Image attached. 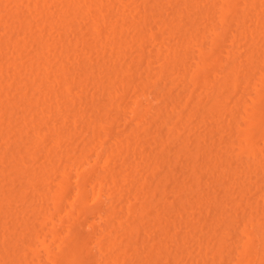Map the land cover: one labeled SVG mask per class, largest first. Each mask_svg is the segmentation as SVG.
Wrapping results in <instances>:
<instances>
[{"label":"bare ground","instance_id":"6f19581e","mask_svg":"<svg viewBox=\"0 0 264 264\" xmlns=\"http://www.w3.org/2000/svg\"><path fill=\"white\" fill-rule=\"evenodd\" d=\"M195 196L217 217L179 238ZM193 240L189 264H264V0H0V264H182Z\"/></svg>","mask_w":264,"mask_h":264},{"label":"rangeland","instance_id":"374dc122","mask_svg":"<svg viewBox=\"0 0 264 264\" xmlns=\"http://www.w3.org/2000/svg\"><path fill=\"white\" fill-rule=\"evenodd\" d=\"M135 55H136V54H134L133 56H135ZM144 64H146V62H145ZM77 90H78V92L80 91L79 94H82V91H81L82 89H81V88H78ZM86 94H87V92H84V94H83V95L85 96V99H84L85 101L87 100V98H89L88 96L86 97ZM83 98H84V97H83ZM87 101H89V99H88ZM195 124H196V123H195ZM212 125H213V124L208 125V127H207V129H206V132H208V131L210 132L209 129H211V126H212ZM214 126H216V125L214 124ZM151 128H152V127H151ZM153 128H156V126L154 125ZM153 128L150 129V130H152V131H150V133L153 132V130H154ZM213 128H215L214 131H213ZM216 129H217V127H213V126H212V129H211V132H210V133H212V132H213V133L210 134V136H211V135L213 136V135L217 134V132H215ZM207 130H208V131H207ZM147 132H148V131H147ZM209 132L207 133V136H209ZM162 135H163V134H162ZM225 135H226V136H225ZM210 136H209V137H210ZM212 136H211V137H212ZM224 136L226 137L225 139H227V138H228V133H225ZM215 138H216V136H215ZM215 138H214V136L211 138V139H212V142H214V144H215V143L218 144L220 141H222V139L220 138V135H218V137H217L218 141H217ZM220 139H221V140H220ZM213 140H216V142L213 141ZM142 141H143V140H141V142H142ZM178 141L181 143L182 140H178ZM178 141H177V144H175L176 142L174 141V142H173V146H174V145H175V146H178V145H179ZM143 143L146 144V141L143 142ZM217 144H216V145H217ZM170 145H171V144H170ZM211 145H212V144H211ZM221 145L223 146V144H221ZM209 146H210V144H209ZM212 146H213L214 148L222 147V146H220V145L217 146V147H215V145H212ZM170 147H171V146H170ZM213 147H212V148H213ZM171 148H172V150L175 152V149H173V148H175V147H171ZM173 151H172V153H174ZM223 152H224V151H223ZM223 152H222V154H223ZM223 156H225V152H224V155H223ZM172 158H173V155H172ZM148 160H149V158H148ZM172 160H173V159H172ZM242 160H243V159H242ZM242 160H241V162H238V164H239V168H240V166H241V170L245 168V167L242 166V163L244 162V160H243V161H242ZM173 161H174V160H173ZM147 163H148V161H147ZM149 163H150V162H149ZM176 164H177L178 167L176 166ZM176 164H175L176 167L174 166L173 169H172V167H171V169H172V173H175V172L178 173V174L175 173V174L173 175V176H174L173 179H174L175 181H173V183H172L173 185H171V188L173 187L171 190H172V192L174 193L175 197L177 196V199H176V200H178V194L180 193V192H178V191H180V190H177V188H178L177 186H179L178 189H180V187L182 186L181 188H183V190L186 191V190H188V188L191 187V185H190V187H189L188 183H189V184H192V183H191V180H190L189 182H187L189 179H186L187 176H188V175H187V176L185 175V174L187 173V171H186V170H187V167H186V169H185V165H186V164H185V165H184L183 163H180V164L176 163ZM144 165H145V164H144ZM180 167H181V168H180ZM174 168H175V169H174ZM177 168H178V169H177ZM180 169H181V170H180ZM184 169H185V170H184ZM173 170H174V171H173ZM179 170L182 172V174H180L181 172H180ZM184 171H186V173H185ZM141 172H142V171H141ZM183 172H184V173H183ZM141 174H142V173H141ZM179 174H180V177H182V175H184V176H183L182 178H180V177H179ZM187 174H188V173H187ZM143 175H147V172L143 171ZM250 176L252 177V175H250ZM184 177H185V178H184ZM176 178H179V179H176ZM183 179H184L185 181H183ZM253 179H254V178L252 177V180H253ZM177 180H179V181H177ZM208 181H210V182H209V188L205 187V184H204V183L206 182V180H204L203 183L201 184V185L204 184V185H203V186H204V189H203V186H201V191H202V192L200 191V192H201V193H200V196H201L202 194H206V193H208V192H212V191H213L212 189L215 188V189H214L215 191H214V193H213L214 195L211 194L210 198H212V199H213V198L220 199V198H221V195H223V191H222V190H219V188H216L217 186H216V184H215L216 182H215L214 180L211 179V180H208ZM176 182H177V183L181 182V183H180V184H177ZM182 182H185L188 188L185 186V183H183V185L185 186V187H183ZM212 182H214V183H212ZM251 182H253V181H251ZM211 183H212L213 185H212ZM174 184H176L177 186L174 185ZM174 186H176L177 188H176V187L174 188ZM174 189H175V190H174ZM185 189H186V190H185ZM205 190H206V191H205ZM210 190H211V191H210ZM216 190H217V191H216ZM207 191H208V192H207ZM177 192H178V193H177ZM186 192H187V191H186ZM217 192H218L219 194H218ZM176 193H177V194H176ZM221 193H222V194H221ZM217 194H218V195H217ZM170 195H172V194H170ZM180 195H181V196H180ZM212 195H213V196H212ZM216 195H217V197H216ZM179 196H180V197H184L185 194L182 196V194L180 193ZM191 196H192V195H191ZM196 197H198V198H196ZM219 197H220V198H219ZM194 200H195V203L192 202V201H194ZM197 200H199V201H197ZM219 201H221V200H219ZM137 202H138V201H137ZM139 202H140V201H139ZM139 202H138V203H139ZM190 202L192 203V205H191V203H190V205H187L186 208L181 209V210H178V208L176 207L177 209H176V210L174 211V213H173V220H176L175 222H178L179 219H181L183 222L185 221V222L182 223V225H181V226H183V227L179 226L180 228H177V229L173 230V234H174V232H176V231H179V232H180V231L182 230V231H181V232H182V235L180 234V235L178 236L179 238H180V236L183 237L184 235H186V233H188L190 230H193L194 227H196V226L198 227L199 224H204V223L206 222L205 225H208V224L211 225V224L213 223V219H212V218H214V217L216 218V217H217V214H216L217 211H216L215 209H211V210H213V211H212L213 214L211 213V215H210L209 217H206V214H205V216H204L203 213H200V212H202L204 209L207 210V206H205L206 204H204V203L201 204V200H200L199 196H195V199L193 198V200H191ZM198 203H199V204H198ZM176 204H177V202H176ZM197 204H198V205H197ZM203 204H204V205H203ZM139 205H140V203H139ZM201 205H202V206H201ZM188 206H189V208H191V209L187 208ZM191 206H193V208H192ZM197 207H198V208H197ZM199 207L201 208V210H200ZM203 207H204V208H203ZM205 207H206V208H205ZM187 209H189V210H187ZM177 210H178V211H177ZM190 210H192L193 212L190 211ZM195 210H197V211H195ZM206 210H204V213H205ZM179 211H180L182 214H181V213L179 214ZM185 211H187V212H185ZM189 213H190V214H189ZM198 213L203 214L202 217L204 216V218H202ZM183 214H186V215H189V216L184 217V216H186V215L182 216ZM195 214H196V216H195ZM178 215H181V217H179ZM214 215H215V216H214ZM176 216H177V217H176ZM195 217H196V218H195ZM198 217H199V218L201 217V219H199ZM211 217H212V218H211ZM178 218H179V219H178ZM182 218L186 219L187 221L184 220V219H182ZM205 218H206V219H205ZM207 218H208V220H209V218H210L212 221L210 220L209 223H207V222H208V221H207ZM215 218H214V219H215ZM192 219H194V220H192ZM204 219H205L206 221H205ZM146 220H147V218H146ZM195 220H196V222H195ZM198 220H201L202 222H201V221H198ZM189 221H190V222H189ZM191 221H192V222H191ZM186 222H187V223L189 222L188 225H187ZM190 223H191V225H192V224H193V225L191 226ZM197 223H198V225H197ZM153 224H155V223H151V224L147 225L148 228H146V226H145V230H146V231L148 230L147 232H151V233H150L151 235L154 234V235L156 236L157 234H155L154 231L157 229V228H156L157 224H155L154 227H153ZM183 224H184V225H183ZM194 224H195V226H194ZM150 225H152V226H150ZM185 225H187V226H185ZM190 226H191V227H190ZM151 227H152L153 230H152V229H151V230L149 229V228H151ZM185 227H187L188 229L185 228ZM154 228H156V229L154 230ZM181 228H182V229H181ZM189 228H190V230H189ZM183 229H186V230H183ZM142 243H143V242H142ZM142 243H141V241H139V246H140V244L144 246V244H145L146 242L143 243V244H142ZM193 243H194V240L191 241V242L189 241V242L185 243V244H186L185 247H187V251L190 252V254L192 253V254H191L192 259L190 258V259H188V260H184V261H182V264H183V262L185 263L186 261H187L186 264H189L190 261H193V260H194V261L196 262V261L198 260V258H199L198 253L194 250V247L191 246ZM147 244H148V243H147ZM147 244H146V245H147ZM150 244H152V242H150V243L148 244V246H149ZM188 247H189V248H188ZM174 248H176V247L171 248V249H173V250H171L172 253L177 251V250L174 249ZM192 249H193L195 252H193ZM190 250H191V251H190ZM196 253H197V254H196ZM193 256H194V257L197 256V257L194 258ZM193 258H194V259H193ZM196 259H197V260H196ZM194 261H193V262H194Z\"/></svg>","mask_w":264,"mask_h":264}]
</instances>
